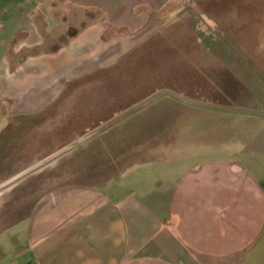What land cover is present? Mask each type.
Returning <instances> with one entry per match:
<instances>
[{"label":"crops","instance_id":"crops-1","mask_svg":"<svg viewBox=\"0 0 264 264\" xmlns=\"http://www.w3.org/2000/svg\"><path fill=\"white\" fill-rule=\"evenodd\" d=\"M171 1L0 0V264H264V114L169 96L185 147L115 152L42 117Z\"/></svg>","mask_w":264,"mask_h":264},{"label":"rangeland","instance_id":"rangeland-1","mask_svg":"<svg viewBox=\"0 0 264 264\" xmlns=\"http://www.w3.org/2000/svg\"><path fill=\"white\" fill-rule=\"evenodd\" d=\"M152 18L140 45L108 70L67 86L44 111L50 131L90 135L81 146L89 150L107 144L114 152L163 151L186 142L147 139L167 131L156 104L166 97L264 114V0H172ZM184 129L177 124L178 138Z\"/></svg>","mask_w":264,"mask_h":264}]
</instances>
